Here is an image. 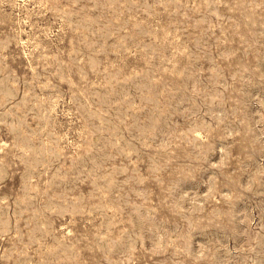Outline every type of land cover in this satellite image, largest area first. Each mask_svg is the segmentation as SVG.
Here are the masks:
<instances>
[{"label":"rangeland","instance_id":"1","mask_svg":"<svg viewBox=\"0 0 264 264\" xmlns=\"http://www.w3.org/2000/svg\"><path fill=\"white\" fill-rule=\"evenodd\" d=\"M0 264H264V0H0Z\"/></svg>","mask_w":264,"mask_h":264}]
</instances>
